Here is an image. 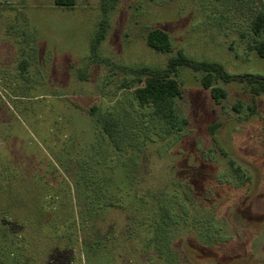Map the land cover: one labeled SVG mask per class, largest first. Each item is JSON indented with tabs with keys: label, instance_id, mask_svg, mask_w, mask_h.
Instances as JSON below:
<instances>
[{
	"label": "rangeland",
	"instance_id": "obj_1",
	"mask_svg": "<svg viewBox=\"0 0 264 264\" xmlns=\"http://www.w3.org/2000/svg\"><path fill=\"white\" fill-rule=\"evenodd\" d=\"M53 1L0 0V158L21 193L52 188L57 217L65 216L63 205L71 199L79 229V245L55 253L50 264H166L151 240L160 213L150 198L168 185L191 188L185 208L192 218L184 221L176 207L177 224L163 231L172 261L264 264V95L252 97L231 81L222 84L227 96L216 105L199 74L181 68L176 110L188 125L163 138L130 90L118 91L123 80H132L121 68L161 70L177 51L218 64L231 76L264 77V58L240 37L264 0H118L93 59L100 0H75L69 9ZM154 28L168 34L169 53L145 44ZM109 103L138 126L135 166L128 147L123 155L113 152L88 112L92 105L102 112ZM120 121L134 133L128 116ZM211 125L220 127L211 134ZM221 151L249 173L247 189L236 186ZM79 164L92 176L87 183L78 181ZM141 192L146 197L140 200ZM13 240L0 221V264H33L8 260Z\"/></svg>",
	"mask_w": 264,
	"mask_h": 264
},
{
	"label": "trees",
	"instance_id": "obj_2",
	"mask_svg": "<svg viewBox=\"0 0 264 264\" xmlns=\"http://www.w3.org/2000/svg\"><path fill=\"white\" fill-rule=\"evenodd\" d=\"M117 2L118 0H100L102 16L90 42V59L96 57L97 50L105 39L107 15L115 8ZM53 3L56 7L63 9L75 6V0H54ZM240 37L242 38L241 42L244 43L248 51L256 54L259 58H264V4L249 19L247 35H241ZM145 44L156 52L169 53L171 51L168 34L158 28L151 29L146 33ZM23 62L22 60L21 64ZM104 62L107 63V61ZM181 68H188L199 74V85L209 91L210 98L216 105L221 104V101L227 96L225 90L221 87L222 84L231 81L242 83L247 93L252 97L264 95L263 76H231L220 65L194 61L182 54L181 51H177L176 56L169 58L165 68L161 70L147 67L121 68L124 72L131 74L132 80H123L118 87V91L122 89L130 90V97L137 108L147 110L149 120L154 123L163 138L180 135L188 125L186 119L179 116L176 110V101L181 100L183 96L180 83L177 80ZM20 71H25L24 65H21ZM238 107L239 105L233 107V110L237 112ZM102 109L103 111L99 112L98 105H92L88 112L97 128L106 137L113 152L123 155L128 147L130 152L128 156L131 159L132 166H135L138 156L135 149L138 147L136 141L138 126L135 124L134 117L124 111L120 114L117 111L115 112L111 104H103ZM120 115L124 118L128 116L132 120L131 130H134L133 134L127 133L129 128L120 121ZM219 127L220 125L209 126V133L213 134ZM143 139L153 143L151 139ZM220 154L230 167L236 186L247 189L252 180L249 173L222 151ZM122 164L126 163L122 162ZM9 167L6 159L0 158V221L6 223L9 233L14 238L13 249L6 253L8 260L11 259L12 262L13 258L19 257L20 260L25 258L33 264H50L55 253H62L67 247L79 245V229L74 219L71 199L67 200L66 204L63 203L65 204L63 205L65 216L57 217L59 212L54 213L51 210L55 206L54 202L57 203L55 200L57 194L52 196V188L49 186H43V188L41 186H31L27 189V192L21 193L19 186L10 185L12 184V182L10 183L11 179H9L11 176L9 177L7 174L11 172ZM75 169L78 181L87 183L91 179V175L85 174L84 165L79 164ZM180 188L168 185L165 192L161 189L154 197L150 198L160 213L151 240L156 247H160V253L165 254L166 264H178L172 261L175 253L164 248L166 235L163 231L168 226L172 227L177 224L179 214L175 215L174 210L179 207L182 211V216L179 215V217L183 218L184 221L192 218L188 217L190 215L186 214L185 208L186 205L188 206L187 198L191 196V188L187 186ZM145 194L141 192V195L136 194V196L141 200L146 197ZM160 197L167 200L159 202ZM106 205L113 206L109 200L106 201ZM209 219V217L204 218L206 221ZM215 232L219 236V230L216 227Z\"/></svg>",
	"mask_w": 264,
	"mask_h": 264
}]
</instances>
